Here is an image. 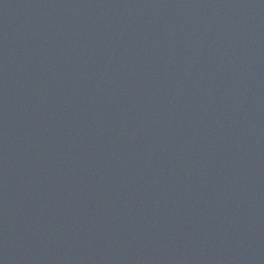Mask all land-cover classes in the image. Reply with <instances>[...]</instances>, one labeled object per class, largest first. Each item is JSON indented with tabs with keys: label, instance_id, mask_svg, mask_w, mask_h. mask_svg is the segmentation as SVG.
Returning <instances> with one entry per match:
<instances>
[{
	"label": "water",
	"instance_id": "obj_1",
	"mask_svg": "<svg viewBox=\"0 0 264 264\" xmlns=\"http://www.w3.org/2000/svg\"><path fill=\"white\" fill-rule=\"evenodd\" d=\"M0 264H264V0H0Z\"/></svg>",
	"mask_w": 264,
	"mask_h": 264
}]
</instances>
